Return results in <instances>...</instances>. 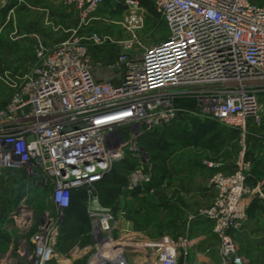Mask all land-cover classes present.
Segmentation results:
<instances>
[{"label": "built area", "instance_id": "1", "mask_svg": "<svg viewBox=\"0 0 264 264\" xmlns=\"http://www.w3.org/2000/svg\"><path fill=\"white\" fill-rule=\"evenodd\" d=\"M66 2L78 13L79 27L57 46L38 41L37 64L10 82L13 96L0 105V180L24 170L33 189L48 194L49 209L39 223L33 212L21 214L22 230H36L32 252L26 240L20 243V260L50 264L73 195L95 189L130 153L136 164L126 176L119 210L98 198L89 203L94 248L88 264H127L121 252L107 256L119 249L114 233L125 215L124 199L159 187L143 139L200 118L239 130L244 143L248 130L264 125V0H149L168 38L144 51L137 31L148 13L140 0L125 1L121 25L130 36L124 40L81 32L104 0ZM112 45L125 52L99 60ZM246 150L243 144L230 174H216L217 196L200 211L223 242L221 264H244L231 232L243 228L254 196L264 201V186L249 182L253 163ZM8 220L0 215V231L9 232ZM155 264H178L176 251L166 246Z\"/></svg>", "mask_w": 264, "mask_h": 264}, {"label": "rangeland", "instance_id": "2", "mask_svg": "<svg viewBox=\"0 0 264 264\" xmlns=\"http://www.w3.org/2000/svg\"><path fill=\"white\" fill-rule=\"evenodd\" d=\"M126 0H104L100 6L96 19L92 21V30L88 32H99L103 36H111L118 40L128 39L129 31L121 25L124 21L123 17L126 10ZM144 8L147 10L148 19L144 26L137 31L142 42L143 51L153 45L168 38V32L160 17L154 10L149 0H140ZM66 0H6L3 14L5 19L10 15L11 20L9 26L5 27L0 37V69L8 70L17 66V62L23 60L20 55L34 53L38 41L42 42L43 24L51 22V18H75L73 10H68ZM61 8L64 9L61 11ZM14 12H10V10ZM78 15V13H77ZM79 17V16H78ZM16 24V36H27V41L33 44L14 45L11 37H15V30L12 27ZM45 26V25H44ZM31 36V37H30ZM66 41L63 40L62 42ZM61 42V43H62ZM26 44V45H25ZM125 51L119 45H112L107 48L106 53L98 59L103 62L115 59ZM7 81L0 79V105H6L13 96V90L7 85ZM264 99V94H262ZM262 99V98H261ZM264 101V100H263ZM194 105V104H191ZM254 129V128H253ZM162 130H179L183 135V141L176 143H168V134L157 133L149 136L147 140L143 139V146L153 161L158 165L155 166V179L159 180L167 174V163L171 159H175L177 164L184 163L199 164L200 167H207L209 184L215 188L214 178L217 173L230 174L234 165L239 158V154L243 149V144L247 148V138L241 143L237 138V133L232 132L230 127L223 126L214 121L189 118L185 121L165 127ZM205 130V131H204ZM205 133L204 136L201 134ZM194 139L190 144L184 143L186 140ZM239 137V136H238ZM136 161L131 157L130 153L125 154V159L118 161L106 180L98 185L95 189L82 194L77 202L83 209L82 214L79 211V204H74L76 210L64 212L62 221L59 226V236L57 242V253L50 264H88V260L94 248V242L91 232V215L89 213V203L98 198L102 206L119 210L121 204V196H123V186L126 176L135 167ZM0 182H4L5 188L1 193L0 215L4 220H8L10 231L15 238V251L10 258L0 255V264H14L21 262L22 240H26L29 244V251L32 252V236L36 230V226L27 232L22 230L20 222L21 214L24 211H31L34 214L35 222L39 223L42 214L49 209L48 194L44 190L33 189L28 182L27 174L24 170H14L7 172ZM134 195V194H133ZM126 197V196H125ZM128 197V196H127ZM130 197V196H129ZM126 199V198H125ZM124 199V201H125ZM4 205H7L5 209ZM5 209V210H3ZM21 227V228H20ZM115 240L119 241V229L114 233ZM16 262V263H17ZM17 263V264H18Z\"/></svg>", "mask_w": 264, "mask_h": 264}, {"label": "crops", "instance_id": "3", "mask_svg": "<svg viewBox=\"0 0 264 264\" xmlns=\"http://www.w3.org/2000/svg\"><path fill=\"white\" fill-rule=\"evenodd\" d=\"M5 4L6 0L0 1V37L12 19L10 14L5 19ZM73 13L75 18L56 17L43 24L41 39L44 46H57L73 36V31L80 24L77 12ZM13 24L15 37H11V40L14 45L33 44L34 40L28 42L26 35L16 36L18 28L14 21ZM92 27L90 22L81 32L87 33ZM30 51L20 54L23 60L17 62L15 68L0 69V79L7 81L6 85L10 89L11 81L22 79L37 64L34 53H28ZM178 131L161 130L157 136L168 134V143L181 142L183 135ZM231 131L237 133L240 140V131ZM249 134L246 157L253 163L250 183L253 188H258L264 186V127L254 128ZM191 138H184V143L190 144L194 140ZM168 162L166 176L154 180V185L159 186L154 194L142 190L126 197L125 215L119 218L120 252L124 254L127 264H155L167 246L176 251L178 264H221V237L215 232L214 223L200 215V211L210 206L217 196L216 189L209 184V169L192 162L179 165L175 159ZM4 186V182H0V193H3ZM253 203L254 206L248 209L243 228L233 230L231 235L245 258L244 264H264V201L254 196ZM10 230L0 231V255L5 258H10L16 249L15 238Z\"/></svg>", "mask_w": 264, "mask_h": 264}, {"label": "trees", "instance_id": "4", "mask_svg": "<svg viewBox=\"0 0 264 264\" xmlns=\"http://www.w3.org/2000/svg\"><path fill=\"white\" fill-rule=\"evenodd\" d=\"M264 127V125L261 127V128H259V129H262ZM252 131L254 130V129H251ZM252 172H253V170L251 171V174H252ZM126 180V179H125ZM250 180H251V176H250V178H249V182H250ZM125 183V182H124ZM251 184V183H250ZM85 192H80V193H76V194H74L73 195V197H72V203H71V207L66 211V212H71L72 210H76V208H74V204L76 203V204H79L78 202H77V199H79V197H81L82 196V194H84ZM254 204L255 203H253V204H251V206H254ZM79 206H80V204H79ZM79 211H80V213L82 214V211H83V209L81 208V206H80V208H79Z\"/></svg>", "mask_w": 264, "mask_h": 264}, {"label": "bare ground", "instance_id": "5", "mask_svg": "<svg viewBox=\"0 0 264 264\" xmlns=\"http://www.w3.org/2000/svg\"><path fill=\"white\" fill-rule=\"evenodd\" d=\"M110 249H111V248H110ZM119 252H120L119 249H116V250L112 249V250H109V251H108L107 256L112 257V256L118 254Z\"/></svg>", "mask_w": 264, "mask_h": 264}]
</instances>
